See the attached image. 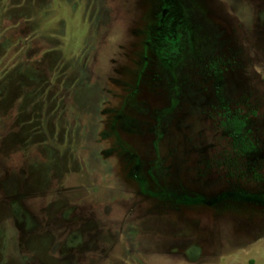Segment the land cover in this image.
I'll use <instances>...</instances> for the list:
<instances>
[{"label":"rangeland","instance_id":"1","mask_svg":"<svg viewBox=\"0 0 264 264\" xmlns=\"http://www.w3.org/2000/svg\"><path fill=\"white\" fill-rule=\"evenodd\" d=\"M0 264H264V0H0Z\"/></svg>","mask_w":264,"mask_h":264},{"label":"trees","instance_id":"2","mask_svg":"<svg viewBox=\"0 0 264 264\" xmlns=\"http://www.w3.org/2000/svg\"><path fill=\"white\" fill-rule=\"evenodd\" d=\"M247 125L246 119L240 116H232L225 122V126L229 128L232 132V134L241 136L243 134V131ZM250 144V143H249ZM242 151L244 150L245 152L253 150V146L250 144H245L242 142Z\"/></svg>","mask_w":264,"mask_h":264}]
</instances>
